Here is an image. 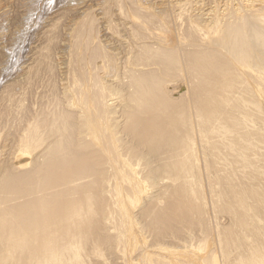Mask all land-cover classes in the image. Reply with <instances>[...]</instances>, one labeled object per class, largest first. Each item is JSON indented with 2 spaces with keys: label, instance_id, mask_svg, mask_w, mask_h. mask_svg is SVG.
Listing matches in <instances>:
<instances>
[{
  "label": "bare ground",
  "instance_id": "bare-ground-1",
  "mask_svg": "<svg viewBox=\"0 0 264 264\" xmlns=\"http://www.w3.org/2000/svg\"><path fill=\"white\" fill-rule=\"evenodd\" d=\"M57 1L63 6L49 12L52 0H0V27H7L0 28V85L23 59L15 80L0 87V264H24L25 242L33 246L26 264L60 245L70 248L51 264H101L104 245L121 250L123 264H264V0L205 27L189 12L177 43L159 33L171 27V7ZM119 28L128 37L123 59L104 37L120 38ZM177 76L184 90L183 82L165 87ZM39 109L51 116L49 137L59 147L45 156L33 126ZM21 115L34 128L20 145L26 168L18 171L4 160L1 132H17ZM106 159L113 163L106 181L54 202L72 170L88 174ZM148 186L154 192L142 199ZM36 214L46 216L43 225L27 234ZM63 220L69 225L61 231ZM145 235L153 243L138 241ZM50 236L57 237L48 244L38 238Z\"/></svg>",
  "mask_w": 264,
  "mask_h": 264
},
{
  "label": "rangeland",
  "instance_id": "rangeland-1",
  "mask_svg": "<svg viewBox=\"0 0 264 264\" xmlns=\"http://www.w3.org/2000/svg\"><path fill=\"white\" fill-rule=\"evenodd\" d=\"M53 2L54 1H56V2H58L57 0H52ZM138 1V0H137ZM151 1V2H150ZM56 2H54V4H56ZM140 2H142V5H143V2H144V7H146V8H148V9H151V10H153L154 9V11L156 10V12L159 10V8L161 7H165V6H167L168 8L169 7H171V8H173V9H170V13H172V16H175V17H172V16H170V18H171V23H172V25H171V23H170V29L169 30H166V31H163V32H159V33H162L161 34V37H165V38H162V39H164L165 40V42H167V41H170V43H177L178 41H181V40H179V38H181L180 36H182V35H180L179 34V30H180V25H182V27H183V24L186 22V20L188 19V18H186V17H188L190 14H188L189 12H192L191 14H195V13H199V14H201V17H202V19L201 18H198L197 16L196 17H194L193 15L191 16V18H192V20H191V18H190V20L195 24L196 23V25H198L199 26V24H200V22H201V24H200V27H205V26H203L202 24H204L205 23V21L207 22V23H210L209 25H211V24H213V19L214 18H221L222 17V21H224L225 19H227V18H229L230 16V18H231V20H233L232 19V17H234L235 16V14H233V16H232V14L231 13H235L236 11H240L241 12V14H244V15H246L247 14V11H250V10H253V9H255V8H258L259 7V5L260 4H262L263 3V1L262 0H140ZM147 2H148V4H147ZM180 2V3H179ZM147 5H146V4ZM150 3V4H149ZM185 3V4H184ZM166 4H170V6H168V5H166ZM180 4V5H179ZM154 6V7H152V6ZM186 5V6H185ZM57 6V4L56 5H54L53 6V10L52 11H49V12H53V11H55L56 9H55V7ZM59 6V7H58ZM58 8L60 9L63 5L62 4H58ZM156 6H157V8H156ZM181 6V7H180ZM184 6H185V8H184ZM245 7V8H244ZM250 7V8H249ZM186 9L187 10V12L186 13H182L181 11H184V10H181V9ZM192 8V9H191ZM177 9V10H176ZM249 9V10H248ZM174 11V12H173ZM246 11V12H245ZM225 12V13H224ZM229 12V13H228ZM243 12V13H242ZM43 15H45V16H43V18H47L48 16H49V13L47 14V12L46 11H43ZM175 15H174V14ZM246 13V14H245ZM183 14V15H182ZM228 14H230V15H228ZM171 15V14H170ZM178 17H177V16ZM228 15V16H227ZM182 16H184V17H182ZM208 16V17H207ZM225 16V17H224ZM224 17V18H223ZM178 18H180V19H178ZM183 18V19H182ZM211 18V19H210ZM213 18V19H212ZM115 19H116V21L118 20V22H120V23H125L123 20H124V18L122 17H120L119 15H117V16H115ZM184 19H186V20H184ZM184 20V21H183ZM228 20H230V19H228ZM230 20V21H231ZM210 21H212V22H210ZM175 22V23H174ZM179 22V23H178ZM181 22H183V23H181ZM203 22V23H202ZM199 23V24H198ZM40 24H41V21H39L38 22V26L36 25V26H34V30H38L39 28H40ZM178 25V26H177ZM202 25V26H201ZM205 25V24H204ZM3 27V29H5V27L6 26H4V25H2L0 28H2ZM176 27V28H175ZM7 28V27H6ZM36 28H38V29H36ZM179 28V29H178ZM103 29V28H102ZM102 29H100V32H101V34H103L104 32H102L101 30ZM2 30V29H1ZM119 30H120V35H121V37L120 38H118L117 37V39L116 38H114L113 36L109 39V36L108 35H104V37L106 38V41H107V43L109 44V45H111V47L113 48L114 47V49L116 50V52L117 53H119V52H122L123 51V53H119V54H121L120 56V58H122L123 56L125 57V54H126V51L125 50H127V48H126V46H127V39H128V37H127V32L124 30V28H119ZM166 32V36H164V33ZM178 32V33H177ZM168 35V36H167ZM179 36V37H178ZM108 38V39H107ZM166 39H167V41H166ZM169 39V40H168ZM172 41H174V42H172ZM169 43V42H168ZM119 44V45H118ZM115 45V46H114ZM240 45H241V41L239 42V44H238V46L240 47ZM27 46H29V44L27 43ZM120 49V50H119ZM123 49V50H122ZM125 49V50H124ZM28 51V47L27 48H25V50H24V54L26 53ZM23 54V55H24ZM124 54V55H123ZM123 57V58H124ZM122 58V59H123ZM23 59H21V61H19V63H18V61L17 62H15V68H14V70L12 69L11 71L12 72H10V73H8L7 74V76H5L3 79H1L2 80V84L0 85V87L2 86V85H6L7 83H9L10 81L12 82V81H14L15 80V78H16V74H19L20 73V69H18V67H20L21 65H22V61ZM96 65H98V66H100L101 65V62L100 61H96ZM18 69V70H17ZM16 70H17V72H16ZM2 73V69L0 70V75H2L1 74ZM13 76L15 77V78H13ZM180 80H179V79ZM182 77H173L172 78V80L170 81V82H168V84L165 86V87H168V85H170L171 87L173 86V87H179V86H181V83L184 81L185 82V80L183 79H181ZM5 80V81H4ZM9 81V82H8ZM176 81V82H175ZM181 81V82H180ZM182 83V90H184V87L183 86H185L186 84L185 83ZM173 83H175V84H173ZM180 83V84H179ZM185 84V85H184ZM179 91H181V90H179V89H176V90H174V93H178ZM120 95H116V96H114V98L111 96V97H109L108 98V100H113V99H116V98H118ZM72 100V99H71ZM64 105H65V103H63ZM63 105V106H64ZM121 109H122V107H120V106H118V108L116 109L117 111H116V114H115V117H116V119H115V121L116 122H118V124H117V128H116V131H121L122 130V127H121V125L123 124V118L121 117V115H122V111H121ZM40 110V109H39ZM120 111H121V113H120ZM39 112V111H38ZM43 112V113H42ZM39 113H41V114H39ZM38 113V115H40L39 117H38V115H37V120H38V122L36 121V123H35V125H33V126H35L36 127V129H38V133L41 135V138L39 137L38 139L40 140V144H39V149H42L41 151V154H44V155H42V156H45L46 154H49V153H51V151L53 152V151H55V150H57L59 147H58V145L56 144V143H53L52 141H51V139H50V137H49V132H50V129H51V116H49L48 114L46 115V113L47 112H45L44 110H40V112ZM28 116H30V114H28ZM49 116V117H48ZM46 117H48V118H46ZM26 119V117L24 118V115L22 116L21 115V117H20V119H17L18 121H19V123H20V125H21V128L19 129V130H17V132H14V130L13 129H10V134H8L9 132L7 131L8 129V126L6 127V129L5 128H3V129H5V130H3V132H1V134H2V139L3 140H5L4 141V144L5 145H7L8 144V146L5 148V150H4V152H3V156H4V160L5 161H9L10 162V164H12V165H14L13 167H16V169H18V171H21V170H23L24 168H26L25 166H26V162L24 161V159H23V157L22 156H19V152H20V150H21V147H20V145L22 144V143H24V141L28 138V137H30L31 135H29L28 136V131H33V128L34 127H32L31 126V128L30 129H28L30 126L28 125V124H24V123H26L27 121L25 120ZM16 120V121H17ZM50 120V121H49ZM18 121L17 122H15V123H18ZM21 121V122H20ZM109 122H107L106 121V127H105V130H107V132H110V130H108V129H110L108 126L110 125V124H112L110 121L111 120H108ZM114 121V122H115ZM115 122V123H116ZM109 123V124H108ZM122 123V124H121ZM23 124V125H22ZM38 125V126H37ZM10 126H11V124H10ZM29 126V127H28ZM119 126V127H118ZM23 127H25V128H23ZM40 127V128H39ZM42 127V128H41ZM108 128V129H107ZM120 128V129H119ZM28 129V130H27ZM45 129H47L46 131H45ZM12 130V131H11ZM119 131H118V134H117V136H118V138L120 137V141H121V143H122V145H124V146H122V147H126L128 144H129V139L126 137V135L125 134H123L122 135V133H119ZM3 133H5V134H3ZM12 133V134H11ZM16 133V134H15ZM48 133V134H47ZM3 136L5 137V138H3ZM45 136V137H44ZM7 137V138H6ZM49 137V138H48ZM122 138V139H121ZM70 139L71 140H69L70 142L73 140V136H71L70 137ZM8 140V141H7ZM128 140V141H127ZM90 141V143L89 144H91V147H92V145H93V142H92V138L89 140ZM128 142V143H127ZM43 143V144H42ZM46 143V144H45ZM48 143V144H47ZM45 144V145H44ZM48 148V149H47ZM51 149V150H50ZM107 160V159H106ZM108 162H102L101 164H99L98 165V163H95V164H93L91 167H90V169H89V171H88V174H81V173H77L75 170H72L71 171V175H70V178H69V186H66L63 190H58L59 192H60V195L56 198V199H54V202H57L58 200H62L63 201V204H64V202H68V200H69V198L71 197L70 195H71V193L74 191V190H77V192H78V194L80 195L81 194V192H83L84 191V189L86 188V186H88V184H90L91 182H99V180L102 182H104V181H106L105 179H106V177L107 176H105V175H108L109 173H110V169H111V165L113 164H111V162L109 161V160H107ZM25 162V163H24ZM110 162V163H109ZM110 166H109V165ZM1 165L2 166H5L6 164L4 163V162H2L1 163ZM95 165V166H94ZM103 166V170H102V167L101 166ZM98 166V167H97ZM107 166V167H106ZM98 168V169H97ZM107 169V171H105ZM110 170V171H109ZM113 170V169H112ZM105 171V172H104ZM96 172V173H95ZM104 173V174H103ZM81 174V175H80ZM102 174V175H101ZM98 175V176H97ZM100 175V176H99ZM103 175H104V177H103ZM97 177V178H96ZM103 177V178H102ZM100 178V179H99ZM90 182V183H89ZM149 185V184H148ZM103 192H99V195H102V194H105L106 193V190H102ZM105 191V192H104ZM149 191V192H148ZM58 192V193H59ZM153 192H154V189H153V187L152 186H148L144 191H142L141 193H140V196H141V198L143 199V198H147V196L148 195H152L153 194ZM77 195V194H76ZM106 195V194H105ZM61 197H63V199L61 198ZM21 201V200H20ZM19 201V202H20ZM17 202H18V200H17ZM18 202V203H19ZM13 205H15V202L12 204L11 203V206H13ZM40 209H41V212H43V211H46V209H44L42 206L40 207ZM99 210V209H98ZM136 211H137V209H133V213H135L136 214ZM98 212H100V211H98ZM104 212H105V209H103L102 210V213H101V215H100V217H103V215H104ZM50 214V211H48V213H47V215H49ZM43 217V214H36V215H34V216H31V218H29V220H27V224L25 225V227H26V229H25V231L27 232V234L29 233V232H32V231H34L37 227H41L43 224L41 223V221H42V218ZM46 218V216L44 217V219ZM43 219V220H44ZM140 222V221H139ZM69 225V221H67V220H63V222H62V225H61V228H59V230H61V231H63V228L65 227H67ZM54 234L55 235H57V236H61L62 234H58L56 231H54ZM57 236H50L49 237V239L46 241V238H44V237H38V238H43V241L44 242H42L43 244L45 243V244H48L51 240H52V237H57ZM146 237H148V238H146V239H144L143 237H141L140 239H138V241H140V243H142L143 245L146 243V244H149V243H153L152 241L154 240L153 239V237H155V236H153V235H151V236H153V237H149L148 235H145ZM144 239V240H143ZM143 240V241H142ZM55 241H57V240H55ZM54 241V242H55ZM32 246V243L31 242H25V251H24V255H23V263L24 264H26L27 262H31L32 261V257L33 256H31V253L32 252H30V250L32 249L33 250V246ZM175 247H177V250L178 251H186V248H187V245H184V244H179V245H176ZM180 247H183V248H180ZM184 247H185V249H184ZM62 248V249H61ZM68 248H70V246H67V247H65L64 248V246L63 245H60L59 247H58V251H54L55 253H53V255H49V256H44L41 260L42 261H40V262H38L37 264H51L52 262L53 263H55L54 261H53V259L55 258V257H57V256H59L61 253H59V252H61V250H62V253H64ZM91 248V246L89 247V249ZM142 248H144V247H141V249L139 248V249H136V250H134L133 251V253L131 254V257L133 258V261L136 259V258H138V255L140 254V253H142L143 252V250H142ZM180 249V250H179ZM102 251H103V253H102ZM183 251V252H184ZM100 252H101V254H102V257L100 258V260H98V262L100 261V262H102L101 264H123L124 263V256H123V253H122V251L121 250H119V249H116V248H113V249H109V247L107 246V245H104L101 249H100ZM59 253V254H58ZM104 256V257H103ZM47 258V259H46ZM49 258V259H48ZM51 260H52V262H51ZM45 261V262H44Z\"/></svg>",
  "mask_w": 264,
  "mask_h": 264
}]
</instances>
